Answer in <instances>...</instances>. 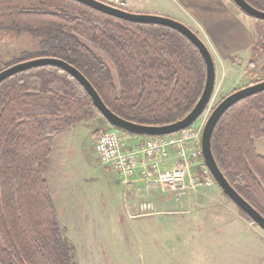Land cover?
Returning a JSON list of instances; mask_svg holds the SVG:
<instances>
[{
    "label": "trees",
    "instance_id": "obj_1",
    "mask_svg": "<svg viewBox=\"0 0 264 264\" xmlns=\"http://www.w3.org/2000/svg\"><path fill=\"white\" fill-rule=\"evenodd\" d=\"M245 1L264 12V0ZM0 30L36 39L34 50L0 63V70L37 57L64 60L113 113L134 123L166 125L183 118L204 87L203 58L181 33L75 0H0ZM254 35L250 51L264 56V20L256 19ZM260 69L264 73V64ZM93 112L85 89L57 66L32 67L0 82V264H77L45 175L55 135ZM258 139L264 140V91L226 109L210 139L225 178L264 217Z\"/></svg>",
    "mask_w": 264,
    "mask_h": 264
},
{
    "label": "rangeland",
    "instance_id": "obj_2",
    "mask_svg": "<svg viewBox=\"0 0 264 264\" xmlns=\"http://www.w3.org/2000/svg\"><path fill=\"white\" fill-rule=\"evenodd\" d=\"M35 48L29 33L0 30V63ZM229 60L235 72L222 77L225 83L202 117L229 92L264 78V56L250 51L247 59ZM234 79L247 83L229 87ZM106 123L93 112L58 132L45 175L77 264H264V231L240 214L214 180L164 194L129 185L103 164L92 133ZM256 148L264 154L263 139Z\"/></svg>",
    "mask_w": 264,
    "mask_h": 264
},
{
    "label": "water",
    "instance_id": "obj_3",
    "mask_svg": "<svg viewBox=\"0 0 264 264\" xmlns=\"http://www.w3.org/2000/svg\"><path fill=\"white\" fill-rule=\"evenodd\" d=\"M93 9H96L105 14L113 17L121 18L131 22L137 23H151L166 26L176 30L185 36L200 52L204 64H205V82L202 93L191 109V111L183 118L166 124V125H143L125 120L115 113H113L102 101L94 87L90 82L78 71L74 66L70 65L64 60L54 57H37L22 62L15 63L4 69L0 70V82L7 77L32 67L53 65L57 66L67 73H69L74 79H76L80 85L90 96L96 111L100 116L111 126L128 132L134 135L144 136H159L176 133L188 126H190L206 109L211 95L214 89L215 81V68L212 55L204 42L198 37V35L191 30L188 26L177 21L173 18L149 14V13H135L120 9L109 4L104 3L101 0H75ZM241 11L250 15L255 19L264 20V12L253 8L245 0H231ZM264 91V79L249 83L243 87L237 88L227 95H225L209 112L207 119L203 125L200 139V150L202 158L206 167L208 168L210 175L217 186L221 189L224 195L244 214H246L252 223L256 224L264 231V217L253 208L228 182L224 174L219 169L215 158L213 156L210 139L213 128L220 118V116L228 109L231 105L237 101Z\"/></svg>",
    "mask_w": 264,
    "mask_h": 264
},
{
    "label": "built area",
    "instance_id": "obj_4",
    "mask_svg": "<svg viewBox=\"0 0 264 264\" xmlns=\"http://www.w3.org/2000/svg\"><path fill=\"white\" fill-rule=\"evenodd\" d=\"M101 1L120 9L127 5L124 0ZM206 119L201 114L190 126L159 136L133 135L106 123L98 130L93 150L124 182L138 181L147 191L184 193L213 181L200 150Z\"/></svg>",
    "mask_w": 264,
    "mask_h": 264
},
{
    "label": "crops",
    "instance_id": "obj_5",
    "mask_svg": "<svg viewBox=\"0 0 264 264\" xmlns=\"http://www.w3.org/2000/svg\"><path fill=\"white\" fill-rule=\"evenodd\" d=\"M124 1L127 4L125 8L127 11L157 14L173 18L188 26L198 35L210 51L214 61L215 81L211 98L216 92H218V85H224L225 82L222 77H226L228 73H232L235 70L230 64L229 59L234 55H238V57L242 59H247L250 55V48L255 40L254 27L256 19L241 11L231 0ZM237 78L240 81L243 79L239 77ZM235 80L236 79L230 82L229 87L241 83H243V85L247 83L240 81V83H237ZM220 88L222 89V87ZM133 141L135 142V140ZM49 169L50 161L47 170L48 173ZM128 184L134 186L141 185V183L135 180H132ZM48 191L55 206L57 222L59 223V212L53 199L55 198V190L54 188H51L50 190L48 189ZM61 228L64 230L66 236L64 227ZM66 238L68 239L67 236ZM69 242L72 244L70 240Z\"/></svg>",
    "mask_w": 264,
    "mask_h": 264
}]
</instances>
